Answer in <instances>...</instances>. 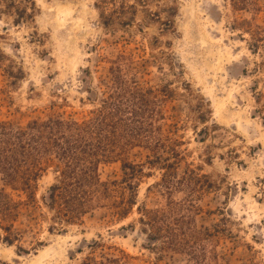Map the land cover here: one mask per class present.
Listing matches in <instances>:
<instances>
[{"label": "rangeland", "instance_id": "rangeland-1", "mask_svg": "<svg viewBox=\"0 0 264 264\" xmlns=\"http://www.w3.org/2000/svg\"><path fill=\"white\" fill-rule=\"evenodd\" d=\"M33 1L37 11L29 21L0 9V119L24 127L54 112L83 118L103 98L112 60L131 55L135 70L128 77L173 90L163 126L177 132L185 161L206 176L196 186L200 211L193 226L208 250L216 251L219 264H264V0H153L149 9L162 18L175 9V29L162 32L139 12L144 34L136 26L128 33L106 29L95 7L99 0ZM201 98L211 111L206 124L197 118ZM146 155L135 149L129 160L145 163ZM185 169L182 163L179 176ZM144 172L128 219L98 209L53 232L42 197L55 182V166L39 181L34 201L17 198L0 176V193L25 201L14 218L19 239L13 245L0 227V264H81L88 256L120 252L131 264H193L185 253L148 249L137 208L165 209L169 199L155 188L160 167L144 165ZM98 173L105 182L124 178L121 162L101 164ZM188 195L182 189L171 198ZM216 228L225 233L205 236ZM93 242L103 247L91 251Z\"/></svg>", "mask_w": 264, "mask_h": 264}, {"label": "trees", "instance_id": "trees-1", "mask_svg": "<svg viewBox=\"0 0 264 264\" xmlns=\"http://www.w3.org/2000/svg\"><path fill=\"white\" fill-rule=\"evenodd\" d=\"M153 2L99 0L95 7L106 29L120 28L128 33L136 26L144 34L137 23V15L141 12L149 21L161 24L162 32H173L175 9L170 7L163 11L167 16L162 18L160 11L149 9ZM0 9L14 13L21 21L33 20L37 11L33 0H0ZM154 40L152 46H158L160 41ZM130 58L131 55L123 52L112 60L103 98L83 118L54 112L24 127L0 119L1 181L12 194H17V198L25 196L27 201H34L39 181L55 166V182L42 197L43 204L53 214L55 226L50 229L53 232L56 226L82 222L86 215L98 209H106L119 221L128 219L137 206L134 188L145 174L144 165L159 166L162 175L155 188L168 197L166 208H137L140 216L137 222L148 249L185 253L193 264H219L216 251L208 250L207 239L193 226L194 214L200 211L193 200L198 193L196 186L206 176L197 173L199 169L185 161V154L179 150L183 142L174 138L177 132L163 126L168 119L166 106L173 90L145 87L135 75L128 77L126 73L135 70ZM198 110L199 122L206 124L211 111L203 98ZM135 149L147 152L145 163L129 160ZM113 162H121L123 180L102 181L99 166ZM182 163L186 169L179 176ZM182 189L188 190V199L173 200V193ZM12 194L0 193V227L7 234L4 240L9 245L19 239L14 233L13 222L25 202L17 201ZM224 231L216 228V234L206 232L205 236L215 238ZM102 247L93 242L90 249L95 251ZM131 261L132 257L120 252L118 256L102 254L100 259L88 256L81 264H131Z\"/></svg>", "mask_w": 264, "mask_h": 264}]
</instances>
